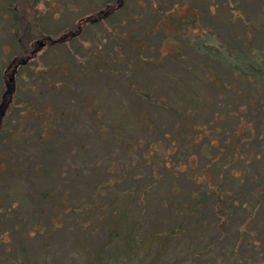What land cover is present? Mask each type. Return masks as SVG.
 Returning <instances> with one entry per match:
<instances>
[{
  "label": "trees",
  "instance_id": "trees-1",
  "mask_svg": "<svg viewBox=\"0 0 264 264\" xmlns=\"http://www.w3.org/2000/svg\"><path fill=\"white\" fill-rule=\"evenodd\" d=\"M168 1L156 0L154 7L149 0L138 2L137 12L152 8L154 18L166 21L157 29L162 43L154 53L141 43L124 49V55L108 51L119 33L104 28L102 45L87 49L88 56L81 59L86 71L80 75L79 68L73 76H108L109 82L96 85L88 108L86 98L74 93L70 101L84 116L61 107L41 119V129H29L18 118L28 108L25 118L30 119L40 101L34 89L20 97L24 77L19 69H28V60L45 44L55 46L84 32L83 22L108 20L121 32L134 15L120 19L116 13L125 0H106L79 22L44 34L39 0H3L0 5L3 20L10 21L0 24L13 28L16 48L3 65L0 83V162H5L0 183L12 172L23 175L27 200L50 204L54 215L79 214L88 229L101 226L107 240H122L123 246L112 243L117 255L135 253L145 242L152 249L158 245L159 254L192 227L215 226L219 234L213 238L220 240L235 225L237 239H245L254 229L255 214L264 226V0H250L257 4L256 13H248L237 0H222L217 14L192 7L182 15L163 12ZM204 24L200 32L193 30ZM93 52L103 59L96 72L88 63ZM8 67L11 74L6 75ZM70 80L68 75L59 86ZM28 137L33 148L24 158L18 149ZM22 184L10 182L13 190ZM73 192L78 202L63 208ZM153 194L158 196L154 211L165 210L157 220L144 216ZM22 209L30 218L40 213L36 205ZM11 222L16 224L15 218ZM144 225L149 231L142 234Z\"/></svg>",
  "mask_w": 264,
  "mask_h": 264
},
{
  "label": "rangeland",
  "instance_id": "rangeland-1",
  "mask_svg": "<svg viewBox=\"0 0 264 264\" xmlns=\"http://www.w3.org/2000/svg\"><path fill=\"white\" fill-rule=\"evenodd\" d=\"M104 1L106 0H39L38 6L41 7L43 15V33L59 32L64 27L79 22L81 18L86 17L101 7ZM221 1L169 0L166 4H163L162 11L174 15H182L186 11L191 10L192 7H202L205 11L209 10L207 13L217 14L220 12ZM229 1L232 2V0ZM237 1L242 2L245 7L244 9L248 13L259 12V9L255 7L257 4H253L252 1ZM138 2L144 3L143 0H125L123 7L117 11L116 16L120 19L126 20V15H134L133 19L123 25L121 32L119 26H115V28L110 27L108 20L101 19L100 22L93 25L83 22L81 31L84 32L79 33L71 40L55 46L45 44L44 47L42 46L38 49L35 55L28 60V69L23 68L21 71V68L19 69V72L24 77L22 88L19 91L20 97L24 98L30 95L29 89H34L39 94L40 99V101H37V105L35 104L36 111L31 115L30 119L25 118L27 117L28 108L21 109L18 113V118L21 121H26L27 128L41 129L45 125L42 124V127H40L41 119L44 118L46 120L48 114L52 115L54 111H57L61 107L65 111H69V113L80 114V116L85 115L84 110L82 111L77 107V102L74 103L70 99H73L75 97L74 93L78 92L83 97V101L86 98L85 102L87 104L84 106L88 108L90 106L88 100L94 98L91 95L94 92V88L96 85L100 86L109 82L108 76L100 80L99 78L96 79L97 76L94 74L88 75V72H86L88 77L82 76V78H79L77 75L75 78L73 74L79 68H82L80 75L83 74L84 70L86 71V65L82 63V66L80 64L81 59L85 60L88 56L87 49L96 48L101 44L102 40H99V35H101L104 28L111 31L116 30V33H119V36L116 35L119 40L117 43L111 42L107 46L108 51L113 49L117 53L124 55V49L129 47L137 48L141 43L143 47L148 44V53H154V47L162 43V39L156 35L157 29L159 25L162 27V24L166 23V21L162 17L154 18V10L151 12L152 8H146L143 11L140 9L141 13L137 12V9L141 5ZM2 3L3 0H0V5ZM154 4L156 5V0H149V7H154ZM238 10L241 11L240 6ZM223 14L227 15L225 12ZM242 15H244L243 12ZM113 21L114 19L110 22ZM0 22L7 24L10 21L7 19L3 20L0 14ZM167 27H170V25L168 24ZM167 27L166 29H168ZM205 27V24L201 28L195 26L193 30L200 32ZM12 31V27L7 29L0 24V83L2 81L3 65L15 53L16 49L14 47L15 43L11 41ZM93 33L96 35L92 36ZM261 34L264 35L263 30ZM133 37L137 39L131 41L129 38ZM109 38L113 41L111 36ZM103 39L107 38L103 37ZM167 48L165 44L161 46L162 51H166ZM140 50H143V48H140ZM93 53H91L88 63L92 65L96 72L99 66L98 63L101 64L103 59L100 57L101 54ZM141 53L143 54L144 52ZM73 62L75 65H73ZM10 70L8 67L6 75L11 74ZM68 75L71 77V80L66 87L59 86L66 80ZM14 115H16V112H14ZM71 117L72 115H70ZM85 129L86 127L82 128L80 133H83ZM32 132L35 133L36 131ZM88 139L83 140L88 141ZM32 148L33 144H30L29 140V142L21 144L18 152L20 156L24 154L25 158L28 150L30 151ZM83 154L80 155L82 156ZM70 161L75 162L72 159ZM79 161H82V159H77L75 163L78 164ZM20 163L21 165L25 164L24 162ZM4 164V161L0 162V165ZM13 180H20L24 184L20 185V187H15L17 190L15 188L13 190L10 186V182ZM1 182L0 264H19L22 261L25 264H264V243L262 241L264 240V226L262 224L263 219L259 214H255L254 222L251 223L254 229L251 234L245 233V236L247 235L248 237L245 239L240 237L237 239L235 225H230L231 231L226 236L221 237L220 240H214L213 238L219 234L215 226L207 229L204 228L203 230L192 227L189 233L183 235L179 240L167 243L168 245L164 248V251L159 254L155 253L158 245H154L152 249V246L145 242L143 248L137 249L135 253L117 255L116 247L123 246L122 240L114 238L107 240L105 231L101 226L88 229L87 219L81 218L79 214L62 215L58 213V215H54L51 212L52 208L50 204L27 200L28 194L25 193L27 186H25L23 175L12 172L10 177H5ZM77 196V192H73L67 196L63 201V208L67 209L71 203L78 202ZM154 198L156 200L158 196L152 195V210L150 209V211L145 212L144 216H146V219L152 217L151 219L157 220V218L165 215V210L154 211ZM23 205H26V207L36 205L40 208V213L30 218L31 215L23 211ZM52 206L54 209H57L54 205ZM61 209L60 207L57 210L60 211ZM14 211H16V214H14ZM97 211L98 208L96 209ZM48 214L51 216H48ZM14 218L16 224L11 222ZM91 218L93 219L92 216ZM170 219L172 220L171 217ZM144 224L147 223L144 222ZM147 231H149L148 225H144L142 234L147 233ZM112 243L117 246L112 248ZM206 243H209L210 247L204 249L207 247ZM105 251L107 252L106 254ZM101 252L103 257L101 256ZM113 256H119L121 260H115Z\"/></svg>",
  "mask_w": 264,
  "mask_h": 264
},
{
  "label": "water",
  "instance_id": "water-1",
  "mask_svg": "<svg viewBox=\"0 0 264 264\" xmlns=\"http://www.w3.org/2000/svg\"><path fill=\"white\" fill-rule=\"evenodd\" d=\"M40 43H42V41H40Z\"/></svg>",
  "mask_w": 264,
  "mask_h": 264
}]
</instances>
